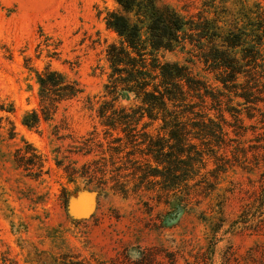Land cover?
Listing matches in <instances>:
<instances>
[{
  "label": "rangeland",
  "instance_id": "obj_1",
  "mask_svg": "<svg viewBox=\"0 0 264 264\" xmlns=\"http://www.w3.org/2000/svg\"><path fill=\"white\" fill-rule=\"evenodd\" d=\"M201 1L161 0L183 15L196 12ZM236 1L225 6L234 12ZM115 11L121 9L114 0H0V103L14 108L12 114L0 113V264H57L65 256L91 264H264V123L243 114L244 131L235 135L226 128L228 146L213 149L231 165L212 172L214 158L205 157L206 167L189 183L198 181L197 186L183 202L167 196L156 202L153 193L88 191L68 184L56 169L54 157L69 156L72 140L96 125L84 101L88 96L95 103L103 95L109 72L105 49L118 41L104 18ZM183 57L164 54L170 62ZM45 67L77 81L84 93L65 112L61 108L54 122L28 130L21 117L37 108L34 70ZM117 103L129 106L132 97L123 95ZM215 115L210 117L218 121ZM53 126L63 139L52 135ZM22 139L45 160L43 172L48 171L37 180L13 165ZM233 149L240 152L238 161ZM204 179L213 183L209 192ZM82 195L92 197L91 207L76 218L69 206Z\"/></svg>",
  "mask_w": 264,
  "mask_h": 264
},
{
  "label": "trees",
  "instance_id": "obj_2",
  "mask_svg": "<svg viewBox=\"0 0 264 264\" xmlns=\"http://www.w3.org/2000/svg\"><path fill=\"white\" fill-rule=\"evenodd\" d=\"M114 1L121 11L107 13L104 23L118 41L105 49L109 72L103 95L95 103L88 96L84 101L96 125L72 140L69 156H55L54 165L68 184L88 191L108 188L123 197L153 193L156 202L165 196L183 202L197 186L198 181L189 183L206 167L205 157L214 158L212 172L231 165L213 149L228 146L226 128L239 135L246 129L243 114L264 123V0H237L234 12L225 6L229 0H202L196 12L185 15L161 0ZM166 53H179L183 61H165ZM34 73L37 108L23 113L21 125L36 131L84 92L77 81L49 67ZM123 95L133 104L119 105ZM13 112L12 104L0 103V113ZM58 131L52 127V135L63 139ZM21 141L13 165L37 180L48 171L43 172V155ZM239 153L233 149L232 158L238 161ZM212 188L206 180L205 191ZM61 194L66 207L64 188ZM56 263L91 264L68 256Z\"/></svg>",
  "mask_w": 264,
  "mask_h": 264
},
{
  "label": "water",
  "instance_id": "obj_3",
  "mask_svg": "<svg viewBox=\"0 0 264 264\" xmlns=\"http://www.w3.org/2000/svg\"><path fill=\"white\" fill-rule=\"evenodd\" d=\"M91 203L92 197L88 195H82L77 199L76 202L70 204L69 210L73 214V216H75L76 218H81L88 213L91 207Z\"/></svg>",
  "mask_w": 264,
  "mask_h": 264
}]
</instances>
